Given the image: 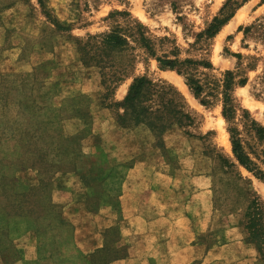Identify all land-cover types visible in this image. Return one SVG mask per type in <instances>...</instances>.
Here are the masks:
<instances>
[{
	"label": "rangeland",
	"instance_id": "374dc122",
	"mask_svg": "<svg viewBox=\"0 0 264 264\" xmlns=\"http://www.w3.org/2000/svg\"><path fill=\"white\" fill-rule=\"evenodd\" d=\"M230 14L213 37L205 34L214 17ZM113 30L126 44L105 51L102 62L90 57L94 47H86V56L79 50ZM9 54L17 63L3 70ZM158 58L176 60L181 72L162 67ZM227 71L230 121L222 114ZM140 76L158 83L162 99H174L190 121L154 134L132 122L121 127L116 103ZM187 77L202 86L198 97ZM159 100L153 95L147 104L154 110ZM253 121L264 128L262 0H0V264L19 258L27 233L38 249L30 264H104L126 254L125 246H115L120 240L115 224L105 233L102 250L85 255L75 248L73 226L63 216L72 197L71 177L78 178L80 199L89 210L104 204L116 210L127 168L134 159L151 157L156 170L213 179V228L201 242L224 241L223 223L235 224L255 251L253 264H264V248L261 255L243 237V213L252 198L264 204V181L238 164L228 132L236 129L244 151L264 171V138L256 135ZM112 126L128 135L122 144L132 157L105 168V154L94 149L115 146L118 137L107 132ZM169 131L191 141L190 156L165 147ZM194 185L188 179V192Z\"/></svg>",
	"mask_w": 264,
	"mask_h": 264
},
{
	"label": "crops",
	"instance_id": "0c3cea01",
	"mask_svg": "<svg viewBox=\"0 0 264 264\" xmlns=\"http://www.w3.org/2000/svg\"><path fill=\"white\" fill-rule=\"evenodd\" d=\"M1 63L6 67L3 70H9L17 63V56L9 54ZM109 127L107 132L118 137L115 146L105 149L99 145L94 149L97 152L100 148L105 154V168L132 157L122 144L128 135L115 126L112 130ZM173 135L171 131L164 134L165 147L190 156L191 141L179 134L178 142ZM170 138L177 144L168 143ZM156 166L152 157L133 160L121 180L116 210L107 204L89 210L80 199L78 178L71 177L72 197L63 216L73 226L75 248L85 255L102 250L107 245L105 233L115 224L120 239L115 246H125L126 254L104 264H191L198 259L202 264H253L255 251L242 241L235 224L223 223L221 234L225 240L220 243L207 246L199 240L213 228V179L208 175L186 178L181 169L169 174L156 170ZM188 179L196 186L192 192H188ZM24 236L26 243L20 245V256L13 264H30L38 258L37 241L30 233ZM129 238L132 241L126 244Z\"/></svg>",
	"mask_w": 264,
	"mask_h": 264
},
{
	"label": "trees",
	"instance_id": "16d2710c",
	"mask_svg": "<svg viewBox=\"0 0 264 264\" xmlns=\"http://www.w3.org/2000/svg\"><path fill=\"white\" fill-rule=\"evenodd\" d=\"M264 2V0H262ZM232 3L227 2L225 6ZM232 16V14L226 17H214L210 25L206 28L205 34L208 37H213L220 27L226 23V21ZM95 36H90L88 40H95ZM145 39H143L144 41ZM98 44H82L79 45V50L86 56L88 49L94 47L96 52L90 57L97 58V62H102L101 56L104 55L105 51L115 50L122 48L126 44V39L119 34L118 31L113 30L110 33L104 34ZM147 46V45H145ZM90 47V48H89ZM85 59L83 62H86ZM158 62L162 67L169 69H176L179 73L181 72L176 66L177 61L174 59L158 58ZM227 78L224 83L223 92V106L222 114L227 121L232 119L234 112L232 100L230 97V90L232 86L231 72H226ZM121 79L117 78L115 81L118 83ZM187 84L193 94L198 97L202 92V86L193 77H187ZM162 88L158 83L153 82L151 79L140 76L133 79L129 84L128 90L120 102L116 103L119 109H122V113H117V122L121 127L128 126L129 122L134 125H143L149 128L153 134L162 133L168 129L172 124L183 126L186 121H190L189 115L185 113L174 99L164 101L161 97L163 94L159 89ZM174 94L179 95L176 91L170 88ZM156 95L160 98L157 108L153 110L151 104L147 103L151 101L152 96ZM175 104H174V103ZM201 102H203L201 100ZM161 107V108H160ZM253 129L259 138H264V128L257 126L253 121ZM230 134V142L232 147V153L240 166L246 171L251 173L255 178L264 181V171L249 157L244 151L240 140L237 137V131L233 127L228 128ZM243 237L246 241L252 243L260 254H263L264 248V204L257 198H252L247 204L243 213ZM125 252L121 253L115 258L124 256ZM114 259V258H113Z\"/></svg>",
	"mask_w": 264,
	"mask_h": 264
}]
</instances>
